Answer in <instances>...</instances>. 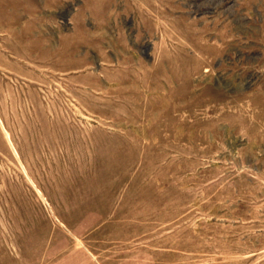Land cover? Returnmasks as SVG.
<instances>
[{
    "label": "rangeland",
    "instance_id": "374dc122",
    "mask_svg": "<svg viewBox=\"0 0 264 264\" xmlns=\"http://www.w3.org/2000/svg\"><path fill=\"white\" fill-rule=\"evenodd\" d=\"M0 264H264V0H0Z\"/></svg>",
    "mask_w": 264,
    "mask_h": 264
}]
</instances>
